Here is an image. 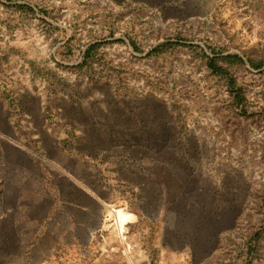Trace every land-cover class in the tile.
Listing matches in <instances>:
<instances>
[{"label": "rangeland", "instance_id": "1", "mask_svg": "<svg viewBox=\"0 0 264 264\" xmlns=\"http://www.w3.org/2000/svg\"><path fill=\"white\" fill-rule=\"evenodd\" d=\"M169 39L184 43L149 54ZM212 48L245 57L220 62L248 115ZM250 58H264V0H0V264H264Z\"/></svg>", "mask_w": 264, "mask_h": 264}, {"label": "trees", "instance_id": "2", "mask_svg": "<svg viewBox=\"0 0 264 264\" xmlns=\"http://www.w3.org/2000/svg\"><path fill=\"white\" fill-rule=\"evenodd\" d=\"M130 43L136 48L141 49L138 45V42L130 38ZM184 42L180 39L172 40L169 39L167 41L161 42L155 47L151 49L149 54H160L162 52H165L166 50L176 46L183 44ZM102 45L101 41H97L95 43H92L86 50L85 53V61L84 63H88L89 59H92L95 54L97 53V49ZM187 45L195 46L194 43H188ZM205 55L208 57V65L209 67L217 74H220L228 79L229 84V90L231 94V99L233 101V104L240 109L242 114H249V109L247 105V94L246 90L237 81L236 74L230 69L229 66H225L223 63L220 62V60H225L229 64H243L246 63L245 57L242 56L239 53H228L225 55L220 54L217 52L214 48H212V53L205 52ZM250 63L254 68H261L264 66V58L257 59V58H250ZM262 206L264 207V196L262 198ZM263 231H256L251 236V248L252 250H256L259 246L257 240L260 234H262ZM150 253L152 257V261L154 263H157L158 261V248L154 245H152L150 248Z\"/></svg>", "mask_w": 264, "mask_h": 264}, {"label": "bare ground", "instance_id": "3", "mask_svg": "<svg viewBox=\"0 0 264 264\" xmlns=\"http://www.w3.org/2000/svg\"><path fill=\"white\" fill-rule=\"evenodd\" d=\"M118 206L119 207L115 211V213L118 215L117 220L118 223H120L121 231H123L125 228V224L131 219H134L135 215L132 212L125 210V208L123 207L124 206L123 202H120Z\"/></svg>", "mask_w": 264, "mask_h": 264}]
</instances>
